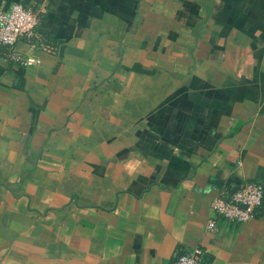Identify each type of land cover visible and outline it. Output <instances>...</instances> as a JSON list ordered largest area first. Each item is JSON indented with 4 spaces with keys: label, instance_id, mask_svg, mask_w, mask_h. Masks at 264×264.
I'll list each match as a JSON object with an SVG mask.
<instances>
[{
    "label": "crops",
    "instance_id": "0c3cea01",
    "mask_svg": "<svg viewBox=\"0 0 264 264\" xmlns=\"http://www.w3.org/2000/svg\"><path fill=\"white\" fill-rule=\"evenodd\" d=\"M14 1L55 52L0 50V264H264V205L206 228L264 184V0Z\"/></svg>",
    "mask_w": 264,
    "mask_h": 264
},
{
    "label": "built area",
    "instance_id": "2783aa9c",
    "mask_svg": "<svg viewBox=\"0 0 264 264\" xmlns=\"http://www.w3.org/2000/svg\"><path fill=\"white\" fill-rule=\"evenodd\" d=\"M44 9L26 2L14 1L7 7H0V50L2 56L12 64L30 66L35 64L32 55H23L17 43H24L29 50L55 52L47 38L40 34V24ZM264 205V184L255 180H242L236 187L226 190L209 203L211 216L206 222L210 231L216 229V220L228 223H244ZM204 251L200 246L188 250L176 249L167 264H203Z\"/></svg>",
    "mask_w": 264,
    "mask_h": 264
},
{
    "label": "water",
    "instance_id": "95a60500",
    "mask_svg": "<svg viewBox=\"0 0 264 264\" xmlns=\"http://www.w3.org/2000/svg\"><path fill=\"white\" fill-rule=\"evenodd\" d=\"M61 49V48H60Z\"/></svg>",
    "mask_w": 264,
    "mask_h": 264
}]
</instances>
